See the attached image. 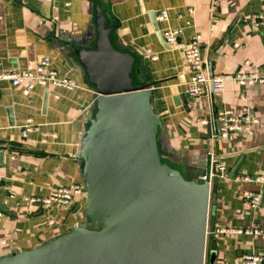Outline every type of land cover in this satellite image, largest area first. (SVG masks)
Wrapping results in <instances>:
<instances>
[{"label": "crops", "instance_id": "1", "mask_svg": "<svg viewBox=\"0 0 264 264\" xmlns=\"http://www.w3.org/2000/svg\"><path fill=\"white\" fill-rule=\"evenodd\" d=\"M162 11L168 20L157 19ZM261 13L264 0H0V72L31 70L49 58L61 77L77 83L72 91L37 86L31 105L21 87L0 81V149L5 150L0 155V209L12 213L0 218V264L13 253L35 251L69 236L82 225L91 233L103 231L101 222L92 219L87 170L78 160L95 154L102 109L104 125L109 122L102 94L111 84L104 67L108 63L119 76L133 79V87L146 86L155 97L152 156L158 170L177 171L188 183L187 176L210 169L211 156L226 164L228 176L218 178L209 228L214 219L216 230H264V182L254 180L264 177V85L244 87L230 81L222 90L210 88L206 96L192 99L190 66L163 38L168 29L182 30L184 42L200 35L212 75L264 72V28L256 30L250 22ZM141 104L148 109L146 100ZM9 109L15 126L9 124ZM223 110H248L259 119L253 134L220 138L217 115ZM28 118L40 130L24 141L18 127ZM76 183L84 185V194L70 206L29 201ZM247 192L261 194L258 207L246 203ZM215 240L214 264H242L244 255H264V234L216 235ZM209 242L205 264H211Z\"/></svg>", "mask_w": 264, "mask_h": 264}, {"label": "water", "instance_id": "2", "mask_svg": "<svg viewBox=\"0 0 264 264\" xmlns=\"http://www.w3.org/2000/svg\"><path fill=\"white\" fill-rule=\"evenodd\" d=\"M104 67L111 83L102 90L109 122L104 125L102 109L95 154L78 160L87 170L85 192L92 219L101 222L103 231L91 233L82 225L35 251L13 253L1 264H205L209 240V260L214 264L216 228L214 219L209 228V210L215 204L218 177L211 187L210 169L187 176L188 183L177 171L158 170L152 156L155 97L145 91L146 86L133 87V79L119 76L112 64ZM49 95L47 90L44 112ZM145 100L147 110L141 104ZM175 101L180 105L182 99ZM8 116L10 126H15L11 109ZM4 153L0 149L1 157ZM1 210L12 215L4 207Z\"/></svg>", "mask_w": 264, "mask_h": 264}, {"label": "built area", "instance_id": "3", "mask_svg": "<svg viewBox=\"0 0 264 264\" xmlns=\"http://www.w3.org/2000/svg\"><path fill=\"white\" fill-rule=\"evenodd\" d=\"M189 13H193L189 10ZM181 17V15H179ZM159 21L168 20V13L162 11L157 17ZM252 26L256 30L264 28V13L254 14L250 18ZM182 30L168 29L163 33L165 42L173 48L181 51L187 64L191 69V77L189 80L188 96L192 99H198L206 96L213 88L216 91L222 90L227 82L233 81L237 84L250 87L255 85H264V72L247 73L239 71L235 74L212 75L203 59L201 51V36L196 35L189 42L181 40ZM238 45H236L237 47ZM10 81L13 86L21 87L23 95L27 98L28 103L34 105L36 99L33 92L37 86L44 89L56 88L65 90H75L77 83L67 77H61L59 73L52 68L49 58H44L41 62L31 70L24 72H0V81ZM210 120H203L202 124L208 125ZM217 123H219L220 138L229 139L235 134L247 133L252 135L254 126L259 123V119L251 115L248 110L235 111L223 110L217 115ZM40 127L34 122L33 118H28L24 125L18 127V131L22 140L26 141L33 132H38ZM43 138L48 137L42 134ZM210 186L214 177L227 178V166L224 162L218 160L214 155L210 159ZM255 182H264V177L254 178ZM1 186V182H0ZM84 194V185L80 183L71 186H59L51 190L50 194L42 199L32 198V203H41L44 206L58 204L61 206H70L74 199ZM246 203L251 207H258L261 204L262 196L259 193L247 192L243 195ZM4 216V212L0 209V218ZM244 233L264 234L262 229L244 230L241 228L222 227L215 231V236L238 235ZM242 264H264V255H244Z\"/></svg>", "mask_w": 264, "mask_h": 264}, {"label": "bare ground", "instance_id": "4", "mask_svg": "<svg viewBox=\"0 0 264 264\" xmlns=\"http://www.w3.org/2000/svg\"><path fill=\"white\" fill-rule=\"evenodd\" d=\"M209 164V163H208Z\"/></svg>", "mask_w": 264, "mask_h": 264}]
</instances>
